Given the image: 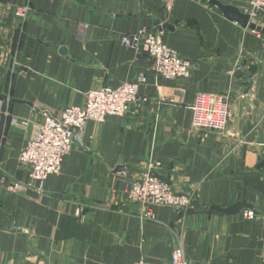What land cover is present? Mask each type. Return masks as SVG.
I'll return each mask as SVG.
<instances>
[{
    "label": "crops",
    "instance_id": "crops-1",
    "mask_svg": "<svg viewBox=\"0 0 264 264\" xmlns=\"http://www.w3.org/2000/svg\"><path fill=\"white\" fill-rule=\"evenodd\" d=\"M25 4L21 19L15 9ZM250 22L264 29V5ZM141 28L161 30L166 46L195 63L191 75L165 79L120 43ZM139 76L138 102L122 116L88 121L40 193L23 186L17 157L43 111L57 116L83 105L90 90ZM198 91L227 96L232 117L221 133L192 128ZM0 97V177L19 185H0V264H167L177 239L190 264H264V49L254 30L209 0H174L168 11L164 0H0ZM149 160L172 190L194 192L201 206L250 207L225 214L156 206L154 220L140 222L126 183Z\"/></svg>",
    "mask_w": 264,
    "mask_h": 264
},
{
    "label": "built area",
    "instance_id": "built-area-1",
    "mask_svg": "<svg viewBox=\"0 0 264 264\" xmlns=\"http://www.w3.org/2000/svg\"><path fill=\"white\" fill-rule=\"evenodd\" d=\"M247 3L246 12L253 21L264 5V0H243ZM174 0H164L165 9H171ZM30 11L29 5L18 6L15 14L21 19L26 18ZM254 33L261 39L264 49V32ZM120 43L131 48L136 55H146L150 61V69L169 80L188 78L196 65L192 61L180 57L175 50L169 48L162 41V31L152 32L141 28L134 33L124 34L119 38ZM145 83V77L139 76L134 81H124L113 87H101L90 90L83 105L65 107L57 116L46 111L42 112V121L32 139L26 141L20 150L17 163L27 174V181L23 186L27 190L40 193L44 180L58 174L64 157L72 146L83 138L84 127L88 121L102 122L108 115L122 116L130 107L138 102V91ZM141 101H145L144 98ZM191 111V126L196 131H215L221 133L232 117L226 95L215 92H201L195 94ZM28 125V122H22ZM158 162L149 160L146 168L127 183L126 199L138 205L140 222L153 221L154 207L165 206L180 213H186L193 208L194 192L179 193L161 180L156 174ZM122 176L126 171L121 172ZM0 185L6 191H15L17 182L7 181L0 177ZM76 216L84 220L82 207L76 209ZM247 218L252 216L251 211L243 212ZM134 264H155L144 259ZM167 264H190L184 247L177 239L170 253Z\"/></svg>",
    "mask_w": 264,
    "mask_h": 264
},
{
    "label": "water",
    "instance_id": "water-1",
    "mask_svg": "<svg viewBox=\"0 0 264 264\" xmlns=\"http://www.w3.org/2000/svg\"><path fill=\"white\" fill-rule=\"evenodd\" d=\"M209 2L212 5H215L223 13V15L226 18H228L229 20L235 21L241 27H243V28L248 27L249 29L257 30V31H264V29H261L254 22H250L249 14L247 12L241 11L238 7H236L234 5L222 3L218 0H209ZM60 51L64 52L65 49L63 47H61ZM251 109H252L253 119L255 121L256 120L255 119L256 118V109L253 105L251 106ZM258 133H259L258 143H262L263 137H262V132L260 131V129H258ZM160 179L163 180L168 185L171 184L169 177H166V178L161 177ZM193 207L195 208V210L197 212L217 211V212L225 213V214H236V213L240 212L243 208L250 207V205H248L246 203L236 202V203H233L232 205L225 207V208H221V207H218L215 205L205 207V206H201L197 201L194 200Z\"/></svg>",
    "mask_w": 264,
    "mask_h": 264
}]
</instances>
